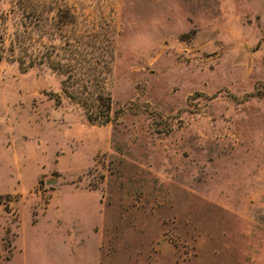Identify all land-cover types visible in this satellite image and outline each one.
Returning a JSON list of instances; mask_svg holds the SVG:
<instances>
[{
	"label": "rangeland",
	"instance_id": "rangeland-1",
	"mask_svg": "<svg viewBox=\"0 0 264 264\" xmlns=\"http://www.w3.org/2000/svg\"><path fill=\"white\" fill-rule=\"evenodd\" d=\"M0 44V264H264V0H0Z\"/></svg>",
	"mask_w": 264,
	"mask_h": 264
},
{
	"label": "trees",
	"instance_id": "trees-1",
	"mask_svg": "<svg viewBox=\"0 0 264 264\" xmlns=\"http://www.w3.org/2000/svg\"><path fill=\"white\" fill-rule=\"evenodd\" d=\"M6 51L5 48L3 47V45L0 44V61L2 59H5L7 58L6 57ZM44 59L46 61H44ZM15 61L18 62L19 64V67L21 69H24L23 67H25L23 65L24 61L22 59H14ZM43 63V62H47V64L49 66H51L52 68L56 69V70H60L59 68V64L56 63V62H53L51 61L47 56H45L44 54H42L39 59H32L31 61H29V63L27 64L28 67L30 66H33V64L35 63ZM63 92L71 99L73 100L75 103H77L78 105L82 106L84 111H85V114H86V117L88 119L89 122L91 121H95V120H101V122L99 123H103V124H106L109 119H108V111L110 110V103H109V99H107L106 101V104H105V111L103 113H96V112H93V104H91V102L88 100V99H85L84 97H77L72 91H69L67 90L66 87L63 88ZM98 122V121H97Z\"/></svg>",
	"mask_w": 264,
	"mask_h": 264
}]
</instances>
